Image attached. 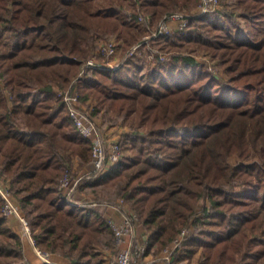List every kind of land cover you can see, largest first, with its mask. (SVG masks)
I'll return each instance as SVG.
<instances>
[{"label":"trees","instance_id":"16d2710c","mask_svg":"<svg viewBox=\"0 0 264 264\" xmlns=\"http://www.w3.org/2000/svg\"><path fill=\"white\" fill-rule=\"evenodd\" d=\"M107 1L0 0V182L35 245L64 264H108L105 250L119 246L112 209L90 199L98 187L115 186L138 216L139 234H148L145 254H159L193 225L177 261L198 255L196 264H264V0H235L239 13L218 7L189 16L185 28L162 36L141 73L121 64L80 74L104 35L198 4ZM179 44L207 51L226 80L192 54L170 50ZM96 54L108 63L118 51ZM69 89L94 119L109 122L113 110L128 128L120 161L101 174L92 138L68 114ZM2 208L0 196V264H32Z\"/></svg>","mask_w":264,"mask_h":264},{"label":"rangeland","instance_id":"374dc122","mask_svg":"<svg viewBox=\"0 0 264 264\" xmlns=\"http://www.w3.org/2000/svg\"><path fill=\"white\" fill-rule=\"evenodd\" d=\"M113 1L114 0H111V2ZM115 1L128 5L126 0H115ZM106 2L109 3L107 0H100V3L105 4ZM217 5H218L217 8L218 7L220 9L227 8L234 13H239L238 4L235 0H218ZM197 8L198 6L193 7V9L190 10L191 12L189 11L188 14H193ZM167 14L181 15L183 18L174 19L172 17H169V15L166 16ZM167 14H165L156 24L155 23L151 24L150 18L149 19L147 18L148 20L147 23L138 22L137 24H132L133 26H131V29H129V32L128 33L126 32V34H123V33L117 34L118 31H115V33L111 32L107 35H104V37L96 43L95 52L98 53L97 51H99V46L103 44L102 42L112 40L116 42V51H118V55L116 54L115 58L110 59L108 63H103V62H100V63L104 64L105 66H115V67H118L121 64H123V65H128L130 67H133L139 73L145 71L151 64L150 59L158 51V47L161 48L162 43H163L162 36L164 35L162 36L159 35L158 37L153 36V33L156 32L160 23L166 22L169 25V27L173 29V31L178 30V28L180 27V23H181L180 20H183L186 22L183 28H185L187 25L188 19L185 16L184 12L182 13L173 12V13H167ZM171 22H174V26L171 25ZM170 50H176L183 54L184 53L192 54L193 57L198 61V63H200L201 65H204L205 68H207L210 72H212V74L216 77L217 80H223V81L226 80L225 67L217 64V62L207 53V51L199 47H196L192 44H179L177 47L170 48ZM95 52L92 56L95 55V58L97 59L98 54H96ZM97 62H99V60ZM80 104L83 107L84 111L87 113L88 117L93 121L96 129L103 136L109 135L110 137H113V140L119 141L120 135L128 130L126 126L122 125L123 117H117V113L115 111L110 110V113L114 118L113 120H110L109 122H101L100 120H96L92 116H90V111L84 103L80 102ZM125 121L127 123L129 120H125ZM108 139L110 138L108 137ZM76 161L77 159L74 156H72L71 162L76 164ZM97 171H98V174H101L102 172L100 170H97ZM80 179L81 177L78 178V181ZM96 190L98 191L97 194H99L100 196H97L98 198L97 199L95 198L94 200L90 198H93L95 196L90 194L89 197H87L88 198L87 200L90 199V202H92L93 204H98V205L101 204L102 206H106L113 210H114V207L117 206L119 210H122V211L125 210L126 212L130 213V210L125 206V204L123 206V203L121 202L120 197L116 195L115 186H109L105 188L104 186H101V187H98ZM2 201H3V198H2ZM2 211H3V208H2ZM117 212H119V214L122 217V213L120 211H117ZM7 217H10V216H7ZM121 221H116V222L120 223ZM138 223L139 221H138V216H137L136 237L133 240L134 248L132 249V252H131L132 255L135 253L134 256H132L133 264H160L159 262H161V264H190L192 260H193V263L191 264H196L198 255H196L190 262H186V260H180V261L176 260L177 256L181 254V251H182V249L178 248V246L181 244V241L183 240V238L186 237L188 230L194 231L193 225L190 226V229H188V227H185V226L182 227L179 234L177 235L178 238L176 237L178 242L175 243V240H174L171 246L164 249L159 254L155 255L153 252H149L145 254L146 247H145L144 253L137 252L136 246L143 242L147 244V240H148V234H146V238L143 241L139 240L138 233H140V230L138 228ZM182 231L184 232L182 233ZM128 241H129V238L126 237L124 238V241L122 243L116 242L119 246L115 245V247L112 250L111 249L105 250V262L108 264H111L116 254L122 248L127 246ZM100 249L102 250V248ZM23 252H24V249H23ZM43 264H46V263H43Z\"/></svg>","mask_w":264,"mask_h":264},{"label":"built area","instance_id":"2783aa9c","mask_svg":"<svg viewBox=\"0 0 264 264\" xmlns=\"http://www.w3.org/2000/svg\"><path fill=\"white\" fill-rule=\"evenodd\" d=\"M218 0H198V8L194 11L193 14H186L185 16L188 18L189 16H201L206 14L217 8ZM172 17L174 19L183 18L181 15H170L166 16ZM140 19H142L140 17ZM179 30L182 29L186 22L180 20ZM157 27V26H156ZM155 27V28H156ZM155 31V29H154ZM173 29L169 27L166 22L160 23L158 29L155 33H153L154 37H158L159 35H167L171 34ZM99 46L100 54L103 57L111 56L116 50V42L109 40L102 42ZM98 51V52H99ZM98 60L95 58V55L88 58L81 68L80 74L85 67H95L98 65H104L97 62ZM105 66V65H104ZM110 68H115V66H108ZM64 102L67 106L68 114L72 119L76 129L79 134L83 137H91L92 138V163L94 170L106 171L112 165L116 164L120 161L122 157L121 149L119 146V142L117 140L108 139L107 136H103L95 127L93 121L88 117L87 113L84 111L83 107L80 104L78 94L76 90L71 91L70 89L64 93ZM70 175L68 173L64 174L60 179L61 187H68L71 183ZM78 178L75 180V183L70 188V192L74 190V186L77 183ZM0 195L3 198V214L6 216H15L17 217L22 225V233L29 238L30 243L33 246V252L35 256L39 259L41 263L46 264H60L57 261L52 259V255L49 251L41 250L38 246L35 245L34 240L31 237V230L27 220L22 216L19 207L15 203L13 197L10 192L6 188V186L2 185L0 182ZM69 202L72 204H76L71 198ZM122 202V201H121ZM123 203V202H122ZM114 205V204H113ZM124 206V204H123ZM116 211H120L122 213V221L120 223L114 221V219H109L108 223L113 231L115 236V240L118 243H122L124 238L128 237L129 241L126 247L122 248L115 256L111 264H133L132 260V249L134 248V238L136 237V223H137V215L136 213L130 211V213L125 210H119L117 206L114 207ZM184 231H182L183 233ZM178 238V237H177ZM177 238L175 239V243H177ZM146 244L143 242L136 246L138 253H144Z\"/></svg>","mask_w":264,"mask_h":264},{"label":"crops","instance_id":"0c3cea01","mask_svg":"<svg viewBox=\"0 0 264 264\" xmlns=\"http://www.w3.org/2000/svg\"><path fill=\"white\" fill-rule=\"evenodd\" d=\"M171 25L174 26V22H171ZM107 137H109L110 139H113V137H110L109 135H107ZM111 219H114V221H121L122 217L119 214V212H117L115 209L114 210L112 209ZM7 221H8V225L13 229V231L18 233L21 237L24 253L27 251L24 254L25 259L32 264H41V262L37 259V257L35 256L33 252V246L30 243L29 238L22 233V225H21L20 220L15 216H10L7 218ZM138 238L140 241H143L146 238V233L145 232L141 234L138 233ZM52 259L57 261L60 264H64L63 258H59V257L54 258V256H52ZM159 263L161 264V262ZM191 263H193V260L190 262V264Z\"/></svg>","mask_w":264,"mask_h":264}]
</instances>
